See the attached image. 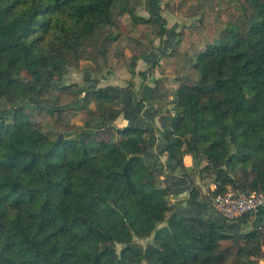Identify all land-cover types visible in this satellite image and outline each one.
<instances>
[{
  "label": "trees",
  "instance_id": "16d2710c",
  "mask_svg": "<svg viewBox=\"0 0 264 264\" xmlns=\"http://www.w3.org/2000/svg\"><path fill=\"white\" fill-rule=\"evenodd\" d=\"M244 1L241 27L230 25L220 44L197 51L192 67L199 78L178 82L173 113L155 110L154 153L153 127L135 122L142 98L122 101L113 91L126 89L94 86L73 92L75 85L63 82L116 18L157 22L158 8L144 19L133 0H0V106L9 107L0 113V264H257L264 258V225L233 234L220 216L218 224L200 212L177 214L174 175L158 166L165 156L182 172L188 201H198L199 193L186 155L194 165L205 163L194 170L211 178L212 197L264 193V0ZM99 46L104 55L105 40ZM150 94L154 101L155 88ZM65 98L81 105L65 106ZM92 101L95 110L86 112ZM126 107L128 123L119 128L114 122ZM34 109L56 115L54 127L62 128L52 137L43 121L32 119ZM68 109L87 120L62 125Z\"/></svg>",
  "mask_w": 264,
  "mask_h": 264
},
{
  "label": "rangeland",
  "instance_id": "374dc122",
  "mask_svg": "<svg viewBox=\"0 0 264 264\" xmlns=\"http://www.w3.org/2000/svg\"><path fill=\"white\" fill-rule=\"evenodd\" d=\"M135 15L149 19L151 11L157 9V22L139 23L135 25L128 15L115 19L112 27H106L94 41L95 47L85 59L78 61L75 67H69L64 77V84L75 85L71 91L82 92L88 86L106 89H126L124 93L113 91L123 100L142 98L145 114L149 107L150 91L155 88L154 104L159 112L166 110L173 113L171 93L180 80L195 82L199 78L198 71L192 67L197 51L207 44H220L221 36L230 25L238 29L243 22L242 6L244 0H133ZM162 19V20H161ZM161 26L163 34L160 35ZM105 40L106 52L98 55L99 44ZM24 79H35L27 73H22ZM129 85L132 89H127ZM58 92L53 91L51 99L55 101ZM71 98L63 99L65 106H79L81 101L71 104ZM68 103V104H66ZM121 102L116 106L119 108ZM86 112L95 110L92 101L86 106ZM9 107L0 106V113L7 114ZM34 121H43V130L49 131L52 137L59 129L55 128L56 115H49L38 110H31ZM122 113H126L122 110ZM148 114V113H147ZM158 116L154 122L158 126ZM63 124L81 126L87 116L82 111L66 110L63 115ZM119 128L124 127L127 121L121 116L114 122ZM186 166L188 177L199 193V201H212L210 191L213 189L211 178L198 176L197 170L204 166V162L194 165L193 157ZM185 156V157H186ZM185 165V164H184ZM198 168L197 170H194ZM200 177V178H199ZM187 196V194H185ZM172 203V201H171ZM145 244V241L140 242Z\"/></svg>",
  "mask_w": 264,
  "mask_h": 264
},
{
  "label": "crops",
  "instance_id": "0c3cea01",
  "mask_svg": "<svg viewBox=\"0 0 264 264\" xmlns=\"http://www.w3.org/2000/svg\"><path fill=\"white\" fill-rule=\"evenodd\" d=\"M150 105L145 110V114H142V110L145 108L143 106L144 102H142V108L139 110L138 118L135 120V122L138 125H141L142 127H153V131L151 133L152 136H150V145H151V151L150 152H156L157 148L159 147L160 142V135L158 130L156 129L157 124L154 122V118L157 116L155 113V104L154 101H149ZM126 111V113H122L123 119L126 120L129 119V117L125 116L129 110H127V107L123 109ZM148 113V114H147ZM127 121V120H126ZM128 123V121H127ZM190 161V157H184V164L185 166L188 165ZM158 166L162 167L164 171L171 175L173 174L174 177L169 178L170 182L172 183L173 187V198H172V204L175 206V212L177 214H192L196 215L200 212V214L205 219L213 220L214 222L221 224L222 220L217 215L212 207V203H202L199 200L196 202L188 201L185 194L188 195L189 191V184L186 178H184L181 174L182 172L180 170H176L175 166L172 164H168L167 159L165 156H160L158 158ZM225 231L227 233H241V232H248L254 228L260 227L261 225H264V208L256 212L255 214L248 216V218L238 221H230L225 224ZM257 264H264V258L258 259Z\"/></svg>",
  "mask_w": 264,
  "mask_h": 264
},
{
  "label": "built area",
  "instance_id": "2783aa9c",
  "mask_svg": "<svg viewBox=\"0 0 264 264\" xmlns=\"http://www.w3.org/2000/svg\"><path fill=\"white\" fill-rule=\"evenodd\" d=\"M211 203L215 213L221 218L226 221H237L264 208V193L229 191L214 196Z\"/></svg>",
  "mask_w": 264,
  "mask_h": 264
},
{
  "label": "water",
  "instance_id": "95a60500",
  "mask_svg": "<svg viewBox=\"0 0 264 264\" xmlns=\"http://www.w3.org/2000/svg\"><path fill=\"white\" fill-rule=\"evenodd\" d=\"M61 139H62V135H59V137H58L56 142H59ZM197 164H198V162L195 160V165H197Z\"/></svg>",
  "mask_w": 264,
  "mask_h": 264
}]
</instances>
